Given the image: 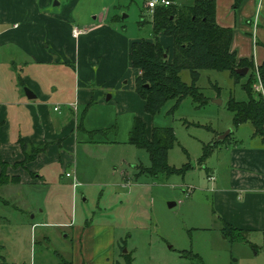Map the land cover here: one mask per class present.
<instances>
[{"label":"rangeland","instance_id":"obj_1","mask_svg":"<svg viewBox=\"0 0 264 264\" xmlns=\"http://www.w3.org/2000/svg\"><path fill=\"white\" fill-rule=\"evenodd\" d=\"M60 1L66 2L52 1L55 10L63 9L62 5H57ZM174 2L180 6L193 0ZM68 5L76 20L74 25L80 29L94 21L93 15L99 20L108 17V22L117 16L109 24L117 26L126 41L154 40V10L146 8V0H75ZM162 43L168 53L171 52V37L164 36ZM43 70L51 81V69L44 67ZM134 72L138 71L128 62L118 71L123 75L119 85L125 90L132 86ZM199 72L196 86L206 99L204 103L187 96L173 110L175 101L170 99L154 116L145 113L144 109L140 111L148 133L153 126L172 128L176 142L168 150L167 162L178 169L188 164L183 172L151 176L142 172V168L141 171L137 169V164L143 168L150 166L146 150L127 142L132 116L138 115L137 109L126 100L123 107H116L114 103H94L81 122L90 129L101 128L104 131L89 136L80 133L77 138L87 136L94 141L109 143H74V139L66 142L64 151L72 159L70 165L78 176V188L72 189L73 178L64 175L70 165L62 166L54 161L49 162L45 169L46 183L19 191L6 187L0 193L15 196L16 199L11 201H19L16 205L25 211L43 209V215L39 216L50 221L62 218L69 222L72 216L74 223L92 219L95 224L109 221L116 225L113 245L103 241L104 250L92 264H264L262 245L255 248L256 252L243 240L224 238L215 228L209 192L218 172L215 166L219 168L224 163L226 145L233 138L244 141L249 137L251 123L246 122L236 130L232 123L233 114L227 109L230 97L239 101L247 98L241 84L247 80L248 72L238 81L228 71L202 69ZM180 77L186 83L191 81L188 69H183ZM57 108L58 111H52L56 116L66 113L65 105L57 104ZM78 118L77 130L82 125L80 116ZM229 129L233 132L227 135L226 141L216 142ZM45 141L49 142L47 147L51 143L59 146L62 142L61 139ZM204 145L212 146V149L200 163ZM19 162L7 163L6 175L10 167H26L27 163L20 166ZM139 171L141 173L137 177ZM29 173L34 177V172ZM208 175L214 177L211 179ZM170 202H175V205L169 206ZM59 209L60 215H57ZM0 215L10 221L9 227L0 225V238L7 243L6 252L0 250V253L9 264H29L41 248L52 253L58 246L57 239L50 244L34 242L29 226L16 227L19 220L28 217L25 212L21 214L0 203ZM53 229L58 230L56 227ZM234 234L239 235L236 231Z\"/></svg>","mask_w":264,"mask_h":264},{"label":"crops","instance_id":"obj_2","mask_svg":"<svg viewBox=\"0 0 264 264\" xmlns=\"http://www.w3.org/2000/svg\"><path fill=\"white\" fill-rule=\"evenodd\" d=\"M52 1L0 0V158L9 164L23 159L19 138L34 144L62 140L59 146L51 143L26 167H10L7 175L19 177V182L0 185V192L6 187L19 191L46 183L45 169L51 162L70 165L72 159L64 151L69 140L84 144L109 143L87 137L89 131L101 128L90 129L81 122L83 126L76 129L78 117L88 116L94 103L123 107L126 100L137 109L139 117L144 109L143 100L134 90L135 76L139 72H134L129 89L119 85L123 75L118 71L127 62L131 65L128 53L136 40L126 41L117 26L109 24L117 16L108 22V17L103 21L93 15L94 21L83 25L82 33L74 37L72 29L77 27L76 20L68 10V3L75 0L58 2L57 5L63 7L59 11L54 9ZM215 19L220 26L232 29L231 50L238 60L245 59L254 66L264 62V0H215ZM164 36L158 35L163 46ZM171 41L169 59L173 53L172 38ZM44 67L51 69V81L45 77ZM25 89L35 97L27 98ZM108 94L110 97L106 99ZM57 104L66 106V113L61 117L52 112L59 110ZM138 115H133L132 119ZM80 133L88 135L78 139ZM150 133L147 131V135ZM223 157L224 163L219 168L215 166L218 172L209 191L215 228L223 234V224L228 223L241 237L245 236L246 244H243L246 246L264 247V142L253 134L252 126L246 140L233 138L226 145ZM136 168L139 169V164ZM69 170H65L64 175L70 172L71 187L78 188V184L73 185L78 183V176L71 165ZM29 172H34V177ZM12 199L16 197L0 193V203L28 216L16 223L17 228L29 226L34 242L40 244L58 240L52 253L41 248L29 264H92L104 250L103 241L107 240L111 246L115 241L116 225L109 221L95 224L92 219H86L84 223H74L72 216L69 222L62 218L50 221L39 216L43 215V209L25 211L16 205L19 201L12 202ZM1 224L8 226L10 221L0 215ZM6 245L5 239L0 238L2 253L6 252ZM2 253L0 264H9Z\"/></svg>","mask_w":264,"mask_h":264},{"label":"trees","instance_id":"obj_3","mask_svg":"<svg viewBox=\"0 0 264 264\" xmlns=\"http://www.w3.org/2000/svg\"><path fill=\"white\" fill-rule=\"evenodd\" d=\"M171 1L167 6L159 5L154 8L152 19L154 40L133 41L128 53L131 66L139 72L135 76L134 90L143 100L145 112L154 116L170 99L175 101L171 108L173 110L187 96L194 101L204 103L206 99L196 86L200 76L199 71L202 69L228 71L230 76L238 81L242 76L237 74L235 69L248 67L247 80L241 84L247 98L239 101L230 97L227 101V109L233 114L234 127L250 122L253 126V134L264 142V96L255 92L252 87L257 70L264 90V62L254 66L245 59H237L235 52L231 50L232 29L220 26L216 22L215 0H193L190 4L180 6L175 4L174 0ZM140 22H143V19ZM160 33L173 40L170 60L168 50L158 39ZM183 69L189 70L190 83L182 81L180 72ZM103 131L98 129L88 133L91 135ZM128 135V143L145 149L148 153L150 166L144 168L139 166L142 172L156 176L159 173H180L188 168V164L178 169L167 162L168 150L176 142L172 128L153 126L150 135H147L145 121L139 116H134ZM225 140L226 138L223 141ZM18 143L23 152V159L18 163L20 166L33 161L38 154L45 152L49 144L48 141L40 144L25 143L20 138ZM211 149L212 146L204 145L200 163L210 155ZM7 166L8 164L0 158V185L19 182V177L6 175ZM140 171L137 175H140ZM235 231L239 235H235ZM222 232L231 239L245 241V238L240 236V232L228 223L224 222ZM0 259H3L1 254ZM126 264L131 263L126 262Z\"/></svg>","mask_w":264,"mask_h":264},{"label":"built area","instance_id":"obj_4","mask_svg":"<svg viewBox=\"0 0 264 264\" xmlns=\"http://www.w3.org/2000/svg\"><path fill=\"white\" fill-rule=\"evenodd\" d=\"M172 1L171 0H146V8L149 9V10H154V8L156 6H167L171 3ZM83 29H80V28H77V27H74L72 29V35L74 37H77L79 36L81 33H82ZM255 75H256V80L254 81L252 87H253V90L257 93H261L263 94L264 96V90H263V85H262V82H261V78H260V75L258 73V71L256 70L255 71ZM56 109V108H55ZM70 172H66L65 173V176H70ZM210 178L212 179L213 176H210ZM78 183L74 182L73 185L76 186Z\"/></svg>","mask_w":264,"mask_h":264},{"label":"water","instance_id":"obj_5","mask_svg":"<svg viewBox=\"0 0 264 264\" xmlns=\"http://www.w3.org/2000/svg\"><path fill=\"white\" fill-rule=\"evenodd\" d=\"M235 72H236L237 74L241 75V76H244V75L248 72V67L237 68V69H235ZM25 94H26L27 98H29V99L35 97V95H34L31 91H29V89H25ZM109 97H110V95L108 94V96H107L106 99H109ZM230 133H231V130H230V129L227 130L225 133L221 134V135L217 138L216 142H217V141H218V142H222V141L227 137V135H229ZM173 205H175V202H170V203H169V206H173Z\"/></svg>","mask_w":264,"mask_h":264}]
</instances>
